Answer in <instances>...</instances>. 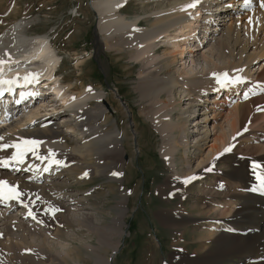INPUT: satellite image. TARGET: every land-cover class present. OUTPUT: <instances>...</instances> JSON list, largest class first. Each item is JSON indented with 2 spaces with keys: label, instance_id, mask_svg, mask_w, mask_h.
I'll list each match as a JSON object with an SVG mask.
<instances>
[{
  "label": "bare ground",
  "instance_id": "6f19581e",
  "mask_svg": "<svg viewBox=\"0 0 264 264\" xmlns=\"http://www.w3.org/2000/svg\"><path fill=\"white\" fill-rule=\"evenodd\" d=\"M131 1H93L91 7L98 17L95 38L100 48L119 54L126 51L127 58L136 62L139 72L134 91L138 100L146 105V111H141L140 115L146 117L161 136L159 157L174 173L172 176L179 179L200 178L210 172V164L230 168L228 171H221L228 189L224 195L226 201L213 202L218 209L223 205V209L212 210L220 216L216 219L217 224H213L212 233H204L205 240L199 235L204 241L206 238L214 241L213 250L210 249L212 251L203 257H172L171 263L219 264L227 257L234 256L245 264H264V193L254 184L255 171L250 167L255 159L264 166V97L259 98L263 105L258 108L253 107L255 99L252 97L264 92V88L256 89L257 81L264 77V7H261L264 0H248L247 7L245 0H149L153 3V11L145 19L150 24L148 27L143 26L140 15L127 20L128 15L124 9ZM192 3L196 6L186 7ZM213 7L220 21L210 30H207L206 22H202L199 26V38L202 39L209 32L206 40L200 41L201 45L191 46L192 40L197 42L196 22H192L197 17L196 12ZM161 40L169 46L160 48V56L155 47ZM6 41L12 47L2 48ZM5 52L11 55L12 69L36 73L38 80L46 84L55 82L61 101L59 108H68L71 115L67 116L62 112L61 117L54 119L60 111L44 118L41 115L47 107L44 101L35 111H31V108L21 109L20 113L28 111V115L24 118L13 116L8 121L6 131L0 130L3 142L6 143H15L17 138L40 139L39 156L47 157L51 151L54 153V160L60 161L56 165L52 161L31 155L24 166L0 167V180L17 184L23 193L21 197L27 202L23 209L16 208L13 203L8 206L0 204V264H22L21 260L27 259L17 242H8L14 233L32 239H35V235H40L46 240H58L59 237L67 236L73 222L96 236L95 245L83 246L86 251L85 260L92 259L93 264H106L100 251L125 235L123 226L128 212L127 202L132 194L121 186L125 179L122 158L126 153V144L121 142V138L127 139V136L116 126H106L107 112L102 95L93 91L80 95L79 90L85 87L82 68L76 71L79 75L75 76L74 86L68 83L70 75L63 78L61 85L54 80L53 72L60 60L46 37L28 40L21 31V24H17L0 37V58L7 60ZM183 55L189 59L191 67L188 66L187 70H173L178 63L177 58L182 61L185 58L182 59ZM27 59L31 63L22 67ZM220 61H225V64L219 66ZM186 64L185 62L183 65ZM136 66H131L130 70ZM5 70H8V65H5ZM223 72H228L234 82L227 87H217L210 76ZM246 81H249L248 86H254L247 92V96L245 92L242 93L246 90L243 87ZM194 90L198 92L193 94ZM116 91L119 95L118 88ZM74 94L76 97L72 99L71 95ZM95 99L97 101L92 103ZM181 100L184 101L183 106L176 108L175 103H180ZM194 102L198 103L195 106L199 110L190 121L191 114L188 115V110L194 107ZM57 109V104L54 103L52 111L56 112ZM255 110L257 111L253 114ZM189 123L193 125L191 132ZM190 133L195 134L196 138L193 155L198 159L197 165L194 169L181 171L184 174L181 177L177 170L176 156L181 150L183 158H179V162L190 165ZM65 138L72 139V144H68ZM228 147H231L229 154L224 152ZM9 154V149L0 151V159ZM45 168L48 170L45 171ZM217 171L219 170L214 173ZM113 172H117V175L113 176ZM83 173L89 176L86 182L100 175L108 179L111 196L116 195L114 183L120 186L118 199L111 205L114 215L108 224L101 225L91 215L88 218L83 212L88 211V208L81 207L87 196H83L84 192L69 189L72 184L85 183L81 179ZM253 190L255 193H252ZM212 199L215 200L216 197L212 196ZM54 208L59 211L52 215L51 210ZM28 211L41 220L39 225H34L25 218ZM167 215L165 225H170L171 222L175 230L185 227L179 221L182 217L169 213ZM41 224L45 227H41ZM218 231L224 233L219 235L221 238L228 239L223 246L219 245L217 237L214 238V233ZM61 241L58 240L57 244L66 247L67 244H62ZM46 244V241L42 242V246ZM112 245L115 246L114 252L108 258V264L117 251L119 242ZM205 245L202 242L199 250L208 248ZM36 250L38 251L30 252L33 264H68V251H51L47 254L39 252L46 251L39 245Z\"/></svg>",
  "mask_w": 264,
  "mask_h": 264
},
{
  "label": "rangeland",
  "instance_id": "374dc122",
  "mask_svg": "<svg viewBox=\"0 0 264 264\" xmlns=\"http://www.w3.org/2000/svg\"><path fill=\"white\" fill-rule=\"evenodd\" d=\"M93 1L94 0H0V18L6 19L2 20L4 24L0 25V34L10 29L16 22L15 26L21 24V31L23 32V24L18 23V21H22L25 24L24 31L26 34H24V36L28 40H33V37L42 35L50 37L52 44H54L62 58L58 80L67 78L68 75H70L71 78L68 83L74 86L75 76L79 75L76 71L78 68H82L84 84L96 91H99L100 87H102V91L105 92L103 93V100L107 112L106 126L113 127L117 125L118 129H120L119 131L127 136V139L125 138L126 140L124 138L121 139V142L126 144V153L122 158V166L125 168V179L121 186L124 189L135 190V193L129 197L127 202L128 212L123 226L125 235L118 241L115 240L113 242H119L118 248H120V251L112 258L111 264H173L171 263L172 257L185 256H176V254L171 255L174 249H178L180 253L185 252L188 256L195 257L199 255L203 257L208 254V252H211L215 246L211 238H206V241H204L206 237L204 233L213 232L212 223H210L208 229L205 230L206 225H208V223L205 222L209 220L217 221V217H220L216 212L212 211L217 208L213 202L226 201L224 195L228 192V189L224 185L226 179L222 177L223 174L221 171L222 169L228 171L230 168L218 165L217 167L220 171L217 174L214 173L215 171L209 172L216 175L211 177V175H208L209 173L204 174L203 176L206 179L204 181L202 180L203 182L194 184L192 188H188V186L196 182L199 177L191 178L189 183H184L183 181L186 178L179 179L172 176L174 173L167 168L164 161L159 157L161 136L154 130L151 122L146 117L140 115L141 111H146V105L138 100L134 91V85L138 79L139 72L136 62L127 58L126 51L119 54L113 50H106L104 47L100 48L99 45H97L95 34L98 30V17L91 7ZM10 2L16 5L15 7H10L9 9L14 8L11 10L12 13L11 11H7V17H4L2 14L5 13ZM152 5L153 3L149 0H132L126 9H124V12L128 15L127 20L134 19V15H140L142 17L140 19L143 26L148 27L150 24L146 23L145 19L152 15ZM75 10L78 11L76 14ZM150 20L153 19L150 18ZM163 41L164 40L159 41L155 47L156 50L158 49L157 55L160 56L162 55V50L160 48L169 46V44H165ZM185 56L186 55H183L182 59ZM177 60L178 63H176L173 70H179L181 68L187 70L189 69L187 68L188 66L191 67L187 57L182 61H179L180 58H177ZM185 62L189 64L183 65ZM179 64L182 66L180 67ZM223 64H225V61H220L218 63L219 66ZM133 65L136 66V68L130 70ZM101 74L103 77H101ZM127 75H129V77ZM58 80L55 81L58 82ZM116 88H118L120 96ZM83 91V89L79 90L82 94L92 92L85 91L83 93ZM197 92L198 90H194L193 94ZM97 93V95H102L99 92ZM96 101L97 99L93 100L92 103ZM183 102V100H181L180 103L176 102L175 107L178 108L183 106ZM195 104L198 103L194 102V107L188 110V115L191 114V116H189L190 121L198 114L199 108H196ZM261 105H263L262 102L257 99L253 107L258 108ZM57 108L56 112L53 113L62 110L58 105ZM115 108H118V110H114ZM256 111L257 110L253 112L256 113ZM192 113H194V115H192ZM112 117L116 125L112 122ZM192 126L193 125L189 123L190 132L192 131ZM194 136L195 134L193 133L188 135L190 139V144L188 146L190 165H183L179 162V158H183L181 150L176 156L178 159L176 162L177 170L180 172L181 177L184 176L181 171L184 170L183 172H185V170L187 171L190 168L194 169L197 165L198 159H195L193 155L196 141ZM65 139L68 144H72V139ZM206 152L207 150L203 155H205ZM222 180L224 181L222 182ZM85 183L79 185L72 184L69 189L73 192H84L83 196L86 195V191H89L91 195L85 197L81 206L82 208H88V211H83L84 214H87L88 218L89 215H91L94 220L96 219L101 225L108 224L111 216L114 215L113 210H111V205H114L118 199L119 184L114 183L116 186V195L111 196V191L109 190L110 184L105 177L101 175L94 176L91 181ZM172 187L174 189H172ZM225 188L227 192L224 190ZM212 196L213 198L216 197V199H212ZM222 206L223 205H221L219 209H223ZM178 212L180 216L176 215ZM168 213L169 215L182 217L179 221L183 222L185 227L175 230L171 222H169L170 225H165ZM164 215H166V218H164ZM132 228H135V230L133 229L132 231ZM129 229L131 230L130 233ZM105 233H107V236L109 235L108 232ZM214 234V238L217 237V239H219V245L223 246L225 242L228 241V239L219 236L220 234H224L222 231L215 232ZM199 235L204 240L199 237ZM58 240H62V244H67V246L62 247V245L57 244ZM58 240H46L40 235H35V239H32L26 235L14 233L8 239V242H13L14 244L17 242L22 253H25L24 258L27 259L21 260L22 264L34 263L33 259L30 258V252L33 250L38 251L36 250L38 245L46 249V251L39 252H45L47 254L51 251H68L69 255L66 256L68 264H75L76 262L93 264L91 262H94V260H85L84 255L86 251L83 249L84 245L96 244V236L91 232L85 228L82 229L77 227V224L73 222L67 236L62 238L59 237ZM107 240L108 239H106V241ZM43 241L47 242L45 246H42ZM128 242L129 244L126 246ZM202 242L206 243L205 248H208L200 251L199 245H201ZM113 243H110L106 248L100 251V255L106 264H108L107 261L110 255L114 252L113 249L115 246L112 245ZM221 246L220 249H222ZM219 264L245 263L240 262V260L234 256H229Z\"/></svg>",
  "mask_w": 264,
  "mask_h": 264
},
{
  "label": "snow or ice",
  "instance_id": "6c2138e0",
  "mask_svg": "<svg viewBox=\"0 0 264 264\" xmlns=\"http://www.w3.org/2000/svg\"><path fill=\"white\" fill-rule=\"evenodd\" d=\"M120 5H118L119 7ZM195 3L188 4L187 8L195 7ZM245 6H248V0H245ZM261 7H264V4L261 5ZM4 56H6L8 59L5 60L4 58H0V96H3L6 92H12L15 87H26L28 84L32 83H38V75L36 73H26L23 77L17 75L16 77H13L11 79H5V65H8V70L12 71V58L11 55L7 52L4 53ZM17 64L19 62H16ZM223 79L216 78V83L220 87H227L230 84L233 83L232 80L228 79L227 74H222ZM215 78V77H214ZM23 81V84H20V81ZM239 82V80H237ZM20 100H17L16 103L19 104L20 101L24 100L26 98V94L24 92H20ZM247 96V93H245ZM72 99H75L74 97ZM246 130V128H245ZM239 135V133H238ZM235 139V137H234ZM4 137L0 135V151H6L8 149H14L11 156L5 157L3 159H0V167H12L15 164H22L24 162V156L31 152L33 156H36L39 159H47L52 162H54L56 165L60 164V161L54 160V153L49 151L47 157H40L38 152V147L40 145V141L35 139H23L17 138V142L15 143H6L3 142ZM231 151V147L225 148L224 152ZM223 153H221L222 155ZM51 166V165H49ZM45 171L48 170V168L44 169ZM208 171H211V168L208 169ZM87 175V173H85ZM113 175H117V173H113ZM191 178L185 179L184 183H189ZM257 180L260 182V185L264 186V176H261L260 174H257ZM23 195V193L19 190L18 186L16 185H9V183L5 180H0V200H20V197ZM56 211H59V209H52L51 214L54 215ZM31 215V213H29Z\"/></svg>",
  "mask_w": 264,
  "mask_h": 264
}]
</instances>
